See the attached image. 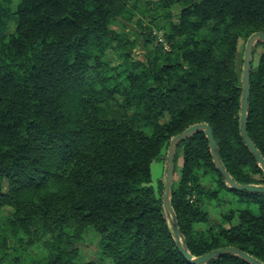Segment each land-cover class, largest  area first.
<instances>
[{
	"label": "trees",
	"instance_id": "16d2710c",
	"mask_svg": "<svg viewBox=\"0 0 264 264\" xmlns=\"http://www.w3.org/2000/svg\"><path fill=\"white\" fill-rule=\"evenodd\" d=\"M257 31L264 0H0V264H95L77 245L86 232L113 264H190L163 205L169 143L206 123L230 176L264 185L240 133ZM246 128L264 158V40ZM177 171L170 202L189 254L231 246L264 263V192L226 181L204 131L176 144Z\"/></svg>",
	"mask_w": 264,
	"mask_h": 264
},
{
	"label": "water",
	"instance_id": "95a60500",
	"mask_svg": "<svg viewBox=\"0 0 264 264\" xmlns=\"http://www.w3.org/2000/svg\"><path fill=\"white\" fill-rule=\"evenodd\" d=\"M258 40H264V32L257 31L250 35L248 38L243 55V82H242V96H241V116H240V133L248 146L250 151L253 153L257 163L260 168L264 171V158L252 142L251 138L248 135L246 124H247V115H248V97H249V80H250V67H251V53L254 44ZM204 131L206 133L207 139L209 141V146L211 150V154L213 157V161L217 167V169L221 172L226 181L235 189L238 190H248L255 192H264V185L262 184H254V183H238L236 182L225 169L224 165L221 162L217 144L213 136L212 128L206 123H197L189 126L185 130H183L180 134L175 135L169 143L168 151H167V164H166V176H165V185H164V194H163V205L166 211V214L171 220V225L173 229V233L175 235L176 241L179 243L180 250L184 255L185 259L190 264H200L206 262L216 256H219L224 253H232L235 254L242 259L250 262L251 264H264L258 259L252 257L246 252L236 248V247H220L209 251L206 254L199 256H192L189 254L186 248L185 238L179 230L177 217L175 211L170 202V191L173 183V175H174V155H175V147L176 144L190 136L194 132Z\"/></svg>",
	"mask_w": 264,
	"mask_h": 264
},
{
	"label": "rangeland",
	"instance_id": "374dc122",
	"mask_svg": "<svg viewBox=\"0 0 264 264\" xmlns=\"http://www.w3.org/2000/svg\"><path fill=\"white\" fill-rule=\"evenodd\" d=\"M175 12V11H174ZM173 20H176V15L173 16ZM156 31V30H155ZM158 31V30H157ZM159 35H162V32L158 33ZM143 52L141 46H138L136 48V55L140 54ZM256 56L254 57V63L256 61ZM162 122L165 121V119L161 120ZM179 163L178 160L176 162V166L178 167ZM163 174V164L159 161H154L151 165V184L156 185L158 179L162 176ZM178 171L174 173L173 178H177ZM228 206V205H227ZM228 208V207H227ZM226 208V209H227ZM92 235L89 234V232H86L84 235V239L87 242V245H85L83 242H78L77 245L79 249L81 250L82 254L87 258H92L95 261V264H113L112 261H110L107 258H103L100 254H98L97 251V245L96 241L92 240ZM95 238V237H94Z\"/></svg>",
	"mask_w": 264,
	"mask_h": 264
},
{
	"label": "built area",
	"instance_id": "2783aa9c",
	"mask_svg": "<svg viewBox=\"0 0 264 264\" xmlns=\"http://www.w3.org/2000/svg\"><path fill=\"white\" fill-rule=\"evenodd\" d=\"M158 38H159V41L163 42L164 49L169 50V46L164 42V40L162 39V37L159 36Z\"/></svg>",
	"mask_w": 264,
	"mask_h": 264
}]
</instances>
